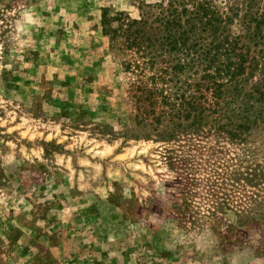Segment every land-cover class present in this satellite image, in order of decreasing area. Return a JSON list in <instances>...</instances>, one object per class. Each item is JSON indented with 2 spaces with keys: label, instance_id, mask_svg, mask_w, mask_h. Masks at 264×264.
<instances>
[{
  "label": "rangeland",
  "instance_id": "obj_1",
  "mask_svg": "<svg viewBox=\"0 0 264 264\" xmlns=\"http://www.w3.org/2000/svg\"><path fill=\"white\" fill-rule=\"evenodd\" d=\"M169 2L0 0V264H264V117L234 131L254 100L204 91L202 120L178 118L190 73L124 35Z\"/></svg>",
  "mask_w": 264,
  "mask_h": 264
},
{
  "label": "trees",
  "instance_id": "obj_2",
  "mask_svg": "<svg viewBox=\"0 0 264 264\" xmlns=\"http://www.w3.org/2000/svg\"><path fill=\"white\" fill-rule=\"evenodd\" d=\"M167 6L159 7L158 15L154 20L141 14V18L127 23H122L124 35L139 34L141 36V51L144 47L153 46L159 40V47L164 53H173L174 66L163 70L166 75H171L180 84V74L188 71L190 82L186 83V88H194V94L183 93L178 97L181 102L179 107L183 109L181 115L177 117L187 119L194 115L195 120H202L205 116L206 108L201 103L204 100L203 92L211 91L214 105H219L224 95L232 93L242 94L247 100L253 99L255 106H259L260 111L253 115L248 112L254 109L253 103L242 102L237 107L240 119L235 123L234 131L248 129L249 126L259 121V117H264V34L260 30L264 24V14L262 19L253 17L255 14L252 5H258V0H248L241 5L233 2L227 5L226 12H221L212 3H194L189 9L185 0H171ZM259 9V8H258ZM245 14L239 17V12ZM115 19V17H113ZM118 18V17H117ZM127 15L120 14L119 19L125 21ZM113 19V20H114ZM234 19H236L234 23ZM107 19L105 25H109ZM237 23V25H236ZM141 24V27L138 26ZM196 24H200L202 32L210 33L213 42L205 43L204 39H196L192 44L189 42V35L193 32ZM141 34V35H140ZM206 39V38H205ZM132 44L138 45L137 41ZM139 48V47H138ZM156 56H154V59ZM212 68L214 75L210 73ZM199 69L204 71L200 79L194 77L199 75ZM258 71L260 78L258 83L251 87L250 91H243L244 84L249 77ZM216 78L224 79L225 82L216 81ZM211 80V85L203 87V80ZM179 90V87L178 89ZM150 99L149 93L141 89V115L150 116L151 112L145 102ZM242 100V99H241ZM205 102V101H204ZM228 104V103H226ZM215 113V112H212ZM176 117V116H175Z\"/></svg>",
  "mask_w": 264,
  "mask_h": 264
}]
</instances>
